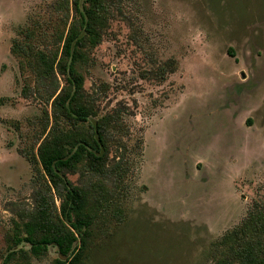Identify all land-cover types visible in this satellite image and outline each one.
Listing matches in <instances>:
<instances>
[{"label":"rangeland","instance_id":"obj_1","mask_svg":"<svg viewBox=\"0 0 264 264\" xmlns=\"http://www.w3.org/2000/svg\"><path fill=\"white\" fill-rule=\"evenodd\" d=\"M58 1L0 0V264L21 249L29 264L59 259L13 245L16 213L44 182L22 151L37 152L51 106L23 97L34 78L11 53L35 22H60ZM123 12L84 86L100 116L125 113L129 187L96 218L80 264H215L225 234L264 203V0H124Z\"/></svg>","mask_w":264,"mask_h":264},{"label":"trees","instance_id":"obj_2","mask_svg":"<svg viewBox=\"0 0 264 264\" xmlns=\"http://www.w3.org/2000/svg\"><path fill=\"white\" fill-rule=\"evenodd\" d=\"M123 3L59 0L52 8L60 14V22L49 26L35 22L11 49L20 70L34 78L31 85L27 77L23 97H40L51 106V112L45 110L37 152L22 151L42 167L44 182L33 191V207L16 213L13 245L27 244L38 257L54 247L59 254L57 264L82 262L96 218L109 215L112 205L119 208L129 187L125 113L116 109L100 116L96 96L84 86L91 53L110 33L113 21L124 15ZM165 69L155 71V77L163 79ZM114 148L122 150L115 158ZM77 174L83 180L79 185L70 179ZM217 245L218 251L211 252L215 264H264V203H255ZM18 255L15 264H29L23 249L13 250L5 264Z\"/></svg>","mask_w":264,"mask_h":264}]
</instances>
